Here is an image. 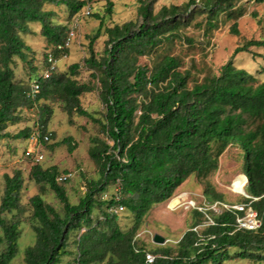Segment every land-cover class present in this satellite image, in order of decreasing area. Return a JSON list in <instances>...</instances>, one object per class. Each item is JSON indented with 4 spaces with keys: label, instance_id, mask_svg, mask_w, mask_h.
Segmentation results:
<instances>
[{
    "label": "trees",
    "instance_id": "1",
    "mask_svg": "<svg viewBox=\"0 0 264 264\" xmlns=\"http://www.w3.org/2000/svg\"><path fill=\"white\" fill-rule=\"evenodd\" d=\"M106 1L111 14L113 1ZM235 1L240 0H188L164 5L155 12L157 0H139L133 18L113 24L101 21L90 37V55L83 64L70 65V74L54 72L41 83V91L33 99L29 95L31 76L41 78L47 52L52 50L58 57L56 47L68 31L45 6L66 5L71 17L87 1L0 0V141L30 136L29 126L11 130L23 121V108L36 106L37 125L45 130L54 102H60L69 116L77 114L99 124L104 135L91 136L88 150L100 166V176L87 180L76 202L64 187L71 177L56 181L60 174L56 165L32 167L37 191L29 196V206L21 201L23 172L4 174L0 245L5 247L0 248V264H12L17 256L20 225L25 220H30L36 234L35 243L25 250L26 264H60L65 255L73 254L68 249L71 243L77 264H146V252L155 255L152 264H224L232 259L264 263V80L258 75H264V65L255 73L235 63L239 53L264 48V38L238 45L217 74L202 78L189 68L182 69L175 55H164L153 67L140 63L141 57L178 37L197 15L207 14L206 33L218 27L215 19L220 12L237 20L245 9L233 7ZM35 23L52 45L44 53L42 65L34 64L33 49L23 38L35 33ZM232 32L238 34L236 23ZM101 35L106 36L105 46L97 53L94 42ZM19 61L32 70L28 83L16 77ZM83 68L90 72L85 81L78 79ZM92 91H98L104 104L101 117L81 104L80 97ZM49 134L52 139L53 133ZM63 142L70 150L76 147L71 137ZM228 147L238 148L243 161L248 179L245 191L250 196L244 197L243 203L258 213L261 225L257 229L239 226L237 217L243 216V211L223 209L213 214L215 224L207 225L201 238L193 228L207 220L208 211L194 209L198 220L182 235L176 252L172 246L160 244L148 250L140 244L141 238L134 240L155 205L171 199L192 175L201 180L216 172ZM111 184L115 186L113 194L105 192ZM117 188L120 200L115 198ZM48 191L55 194L61 208L46 201ZM204 195L210 203L224 200L223 193L211 184ZM117 204L131 215L130 226L122 227L120 215L109 211ZM96 209L98 215H94Z\"/></svg>",
    "mask_w": 264,
    "mask_h": 264
},
{
    "label": "rangeland",
    "instance_id": "2",
    "mask_svg": "<svg viewBox=\"0 0 264 264\" xmlns=\"http://www.w3.org/2000/svg\"><path fill=\"white\" fill-rule=\"evenodd\" d=\"M112 13H107L106 0H89L92 4L91 15H84L85 6L73 16H69L70 9L66 5L47 4L45 8L55 13L54 20L57 23L67 25L68 31L72 27L75 19L78 18V28L76 36L69 48L68 55H64L58 51V70L56 73L70 74L69 67L74 63L83 64V60L90 55V37L93 36L100 27L101 21L106 24L123 22L129 18H133L137 13L139 0H112ZM188 0H157L154 10L157 12L162 6L171 4L180 5ZM199 1V0H198ZM201 1V0H200ZM233 7L245 9V14L234 20L226 17L227 14L220 12L216 17L217 28L208 30L206 17L207 14L197 15L188 27L180 30V35L174 40L164 43L158 48L153 49L148 55L140 58V63L153 67L161 61L164 55H175L181 60V68H189L195 77L202 78L206 74H217L221 65L226 63L234 53L235 48L243 44L249 39L264 38V0H240L233 2ZM87 5V3L85 4ZM99 17V18H98ZM236 23L238 34L232 32V26ZM40 24H33L34 34L24 35L25 42L33 49L32 57L34 64L42 65L44 53L52 48L48 44L46 38L40 33ZM190 38L189 42L186 38ZM105 35H101L94 42V50L101 53L105 46ZM250 52L239 53L235 57V63L239 67H243L249 71L258 73L257 71L264 65V58L253 53L264 55V48L253 47ZM55 52V53H56ZM39 65V66H40ZM43 65L41 69L44 68ZM33 68V66H31ZM30 66L18 62L15 65V73L18 80L28 83L31 74ZM89 71L85 68L81 69L78 79L85 81L89 78ZM261 80H264L262 73L258 74ZM35 79L34 75L31 76ZM82 106L96 116H102L104 104L98 96V91L84 93L80 97ZM53 112L46 124L44 132L53 133L52 139L43 146L44 160L40 163L35 162L25 154V148L29 144L27 139H12L0 141V202L4 189V174L13 175L16 170H21L24 177V186L22 194V203L29 206V196L37 191L34 180L31 178V169L39 164L43 168L56 165L60 173H71V179L64 184L65 190L70 200L76 202L85 190L88 181L96 180L100 176L101 170L97 162L89 157L88 150L91 146V136L104 137L99 124L92 122L90 119L72 114L69 116L67 112L62 110L60 102L51 104ZM23 121L11 128L12 131H18L26 126L31 127V131L36 127L38 121V110L36 106L31 108H23ZM67 137H71L75 143V148L70 150L69 144L63 142ZM239 150L236 147H228L221 155L219 160V168L208 178L198 179L192 175L181 186H179L173 197L162 203L155 205L146 217L144 224L139 231L149 229L153 233L163 235L167 242L163 245H170L177 251V243L182 235L190 229L198 220L193 214L190 201H194L198 207H211L207 209V220L202 221L193 229L196 230L201 238V234L207 225L210 224L209 217L213 219V214H219L223 209H227L230 205H242L245 186L236 182L238 175L243 174V161L239 157ZM208 184L214 187L218 193H223L224 200L222 202L210 203L204 195V189ZM115 186L111 184L105 192L113 194ZM250 197V196H247ZM182 199V203L175 209H171L176 199ZM47 202L54 204L57 208H61L59 200L55 194L48 191L45 195ZM204 211V210H202ZM100 210L96 209L94 215H98ZM28 214V212L26 213ZM3 217L9 215L3 214ZM132 218L126 211L119 216V224L127 227ZM19 252L13 259L12 264H26L25 250L28 246L35 243L36 234L32 228L30 220H25L20 225ZM2 229L0 228V236ZM75 235H72L70 241H73ZM140 244H144L146 249H152L159 244L153 242L150 235L145 234L141 238ZM4 243L0 245L1 250ZM73 254H67L62 258L60 264H77L75 261V245L73 243L68 247ZM75 250V251H74ZM224 264H259L249 260L232 259L225 261ZM264 264V263H261Z\"/></svg>",
    "mask_w": 264,
    "mask_h": 264
},
{
    "label": "built area",
    "instance_id": "3",
    "mask_svg": "<svg viewBox=\"0 0 264 264\" xmlns=\"http://www.w3.org/2000/svg\"><path fill=\"white\" fill-rule=\"evenodd\" d=\"M87 1V5L85 6L83 10V14L88 16L91 15L92 13V4L91 2ZM78 28V18L75 19L72 27L70 28L67 37L63 42L57 45L56 49L60 51L64 57L68 55L69 48L71 47V44L73 43L75 36H76V30ZM58 62L59 59L55 57L54 53L52 50L47 52L46 55V65L44 66L43 69H41L40 74L41 78H35L31 79L30 83V92L29 95L33 98L36 99L37 95L41 91V83L45 79H49L51 75L58 70ZM38 124V123H37ZM36 124V127L32 130L30 136L27 139V143H29L26 148H25V154L27 157L31 158L35 162H41L44 160V151H43V146L45 143L50 141V134L49 131L48 133L43 132V130L39 127V125ZM71 173H60L59 175L56 176V181H65L69 177H71ZM117 193L115 195L116 200H120V195L118 188L116 189ZM103 197H107V195H104ZM190 206L192 208H197L199 210H207V209H212L211 207H198L196 204H194V201H190ZM227 209H234L236 211H243L244 215L243 216H238L237 217V222L240 227L250 229V230H255L261 225V220L259 219L258 213L253 210L249 204L243 203L242 205H230ZM110 212L121 215L125 211V207L122 204H117L112 206L109 209ZM210 224H215L214 220L209 217ZM148 234L153 238L154 233L149 230L145 229L137 233L135 236L134 240L137 238H142L143 235ZM138 251V249H136ZM145 262L146 264H152L155 261V255L151 252H146L145 255Z\"/></svg>",
    "mask_w": 264,
    "mask_h": 264
},
{
    "label": "bare ground",
    "instance_id": "4",
    "mask_svg": "<svg viewBox=\"0 0 264 264\" xmlns=\"http://www.w3.org/2000/svg\"><path fill=\"white\" fill-rule=\"evenodd\" d=\"M236 182H237L239 185L245 186V184L247 183V178H246V176H245L244 174H240V175H238V177L236 178ZM245 182H246V183H245ZM182 201H183L182 199L178 198V199H176V200L173 202L172 205L169 204V207H170L171 209H175V208L179 205V203H182Z\"/></svg>",
    "mask_w": 264,
    "mask_h": 264
},
{
    "label": "water",
    "instance_id": "5",
    "mask_svg": "<svg viewBox=\"0 0 264 264\" xmlns=\"http://www.w3.org/2000/svg\"><path fill=\"white\" fill-rule=\"evenodd\" d=\"M244 195H245L246 197L249 196V195L246 193V191H244ZM153 242L156 243V244L163 245V244H165V243L167 242V239H166L163 235H161V234H159V233H155V234L153 235Z\"/></svg>",
    "mask_w": 264,
    "mask_h": 264
},
{
    "label": "crops",
    "instance_id": "6",
    "mask_svg": "<svg viewBox=\"0 0 264 264\" xmlns=\"http://www.w3.org/2000/svg\"><path fill=\"white\" fill-rule=\"evenodd\" d=\"M60 60H61V59H59V61H60ZM131 222H132V220H131ZM131 222H130V224H128V226H130V225H131ZM128 226H127V227H128ZM139 232H140V231H139ZM154 233H156V232H154Z\"/></svg>",
    "mask_w": 264,
    "mask_h": 264
},
{
    "label": "clouds",
    "instance_id": "7",
    "mask_svg": "<svg viewBox=\"0 0 264 264\" xmlns=\"http://www.w3.org/2000/svg\"><path fill=\"white\" fill-rule=\"evenodd\" d=\"M247 183H248V179H247ZM155 234V233H154ZM153 239V238H152Z\"/></svg>",
    "mask_w": 264,
    "mask_h": 264
}]
</instances>
